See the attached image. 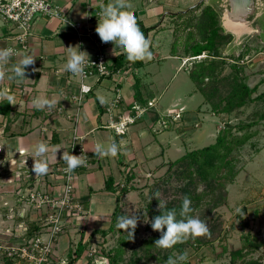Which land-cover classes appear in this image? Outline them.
I'll list each match as a JSON object with an SVG mask.
<instances>
[{"label":"crops","instance_id":"crops-1","mask_svg":"<svg viewBox=\"0 0 264 264\" xmlns=\"http://www.w3.org/2000/svg\"><path fill=\"white\" fill-rule=\"evenodd\" d=\"M49 1L59 5L66 13V18L60 20L56 16L39 15L34 21L32 34L27 41V48L22 47L23 43L18 39L16 26L0 19V46H12L16 49V53L31 51L36 56L34 64L27 66L26 77L28 79L20 82L0 79V93L6 92L14 97L13 102L9 103L5 101L3 95H0V155L13 165L14 163H20L24 158H28L29 161L34 163L32 145L37 141L46 143L49 157L47 173L35 175L32 172V167L24 168L30 172V176L26 178L25 175H22L19 179L21 183L18 181V185L23 190L38 188L40 191L49 193L52 196H60L66 178L57 170V167L65 162L61 160V154L65 150L69 151L71 137L74 133V128L71 127L74 122L69 114L76 110L71 95L78 87V79L71 72L65 70L64 67L67 60V47L80 45L81 50L85 51V57H92L98 51L96 42L89 36H79L75 32L73 24L79 21L83 23L90 21L91 24L96 26L101 5L113 3L114 0ZM197 1L125 0L128 5L125 9L126 12H136L138 18L146 27H155L147 33L150 44L149 50H153L155 53L151 55L150 59L145 58L143 60L144 64L140 67L129 64L120 68L121 72L119 74L103 77L99 80H96L94 76L88 78L92 90L85 95L84 103L80 108L77 132L82 136V143L89 155V162L87 166H82L74 173V192L83 207L77 223L78 226L82 225L84 227L81 232H75L76 234H74L76 228H65L64 232L59 235L54 249V253L58 257L69 250L73 239L75 243L95 241L96 236L101 235L111 226L118 203V190L124 181L127 182V176L129 178L131 175L130 177L133 180H138L142 176L141 171L145 168L146 163L153 161L157 167L155 171L158 172L161 171L160 167L162 165L173 160L165 157V145L170 146L171 143L165 137V132L162 131L163 128L160 124L158 126L155 124L157 122L161 123L163 115L172 110H169V107L159 106L154 95L155 92L152 90L154 80L148 78L151 74V69L148 68L151 67V63H155L156 59L159 58L158 51L161 50V45L154 44V47H152L159 31L165 26H169L167 25L169 18L176 17L179 13L184 15L191 7L198 5ZM200 1L201 4L216 9L218 15H220L221 7L227 3L230 8L228 7L229 9L226 10V18L227 16L237 17L238 24L245 23L242 13H235L231 0ZM252 7L253 3L250 12L247 14L253 12ZM199 9L200 7L197 8L196 15L201 17ZM83 13L88 15L84 16ZM252 15L249 18H254V20L250 19V21L253 20V25H256L262 31L261 37L264 40V10L256 17ZM218 18L220 21V16ZM88 19L90 20L88 21ZM244 25L248 26V24ZM223 26L229 29L225 24ZM253 27L250 26V28ZM113 48L114 45H108L105 49L110 64L114 63L117 56L113 54ZM167 56L174 59L170 63L172 68L175 66L178 69H184L189 75L186 65L187 57L174 55L171 47ZM16 59L17 56L14 55L9 64H0V71L8 73L11 63L15 62ZM111 68L113 69V65ZM142 69L144 72H142ZM116 87L120 88L122 98L114 116H112L107 112V106L116 96ZM199 93L194 88L188 93V98H193ZM38 96L54 99L56 101L55 106H61L62 111L49 115L47 107L44 109L36 108L31 100ZM101 99L104 101L103 104L99 102ZM139 100L148 101L145 106H148L149 101L152 100L154 104L148 106L146 112L130 125L125 133H116L109 126L111 120H117L118 113L130 108L135 102L139 103ZM202 100L203 103L198 106V111L204 110V107L206 109L207 106L209 107L204 97ZM184 106L187 107L185 102L180 107L183 108L182 120L188 110V107L185 110ZM176 111H179V108ZM194 114L195 111H193L192 116ZM168 119L171 124L178 126L179 131L181 130L180 122H173L170 118ZM194 124L198 125L195 122ZM153 127L157 130L154 135H151V128ZM151 138L154 143H151ZM112 142H116L118 145L116 156H95L97 146H107ZM152 145L155 147L154 151L151 149ZM188 150H191V148ZM188 150H185V152ZM158 157L161 160L155 163L154 160ZM8 170V165H6L4 172L0 173V177H13L15 175L14 172L11 173ZM145 173L150 174L151 167H148ZM109 178L113 183L108 182L107 185ZM119 183L120 186H118ZM25 201L23 200L20 204L25 203ZM31 209L33 207L30 206L27 212Z\"/></svg>","mask_w":264,"mask_h":264},{"label":"rangeland","instance_id":"rangeland-1","mask_svg":"<svg viewBox=\"0 0 264 264\" xmlns=\"http://www.w3.org/2000/svg\"><path fill=\"white\" fill-rule=\"evenodd\" d=\"M199 1H197L198 6H193L195 8L193 13L196 14L197 8L200 6L199 11L203 15L204 10L208 6L201 4ZM228 7L229 5L225 3L220 9V15L213 8L217 16H220V26L223 27L226 33L231 34L232 37L228 44L220 46L219 54L225 57V63L224 65H221V63L218 65L215 78L208 79L207 84L211 86L217 80L216 84L221 88L222 93L225 94L229 87L228 81L225 82V80H230L229 75L233 73L232 65L236 63L240 66L237 68L238 76L244 79L250 87L257 85L256 91L253 94V96H256L264 91V40L261 37L262 31L256 25H253L254 18H249V15L253 14L255 17L257 14L260 15L264 10V0H254L253 12L249 15L247 13H244L245 16L242 15L245 22L241 23L242 26L248 24L247 29L244 31L230 27L226 29L223 26L227 20L226 10L230 8ZM185 14L186 16L188 15L186 12ZM185 14L169 18L167 21V25L169 26H165L159 31L152 45V47H154V44L161 45V50L158 51L159 58L156 59L155 63H151V67L148 68L151 69V74L148 78L154 80L152 90L155 92L154 95L160 107H169V110L175 111L184 102L188 107L185 118L179 121L181 123L180 131L178 130V126H174L170 122L167 123L166 127L162 123H155L156 126L160 124L161 128H163L162 131L165 132V137L171 143L170 146L168 144L165 145V157L174 160L183 154L185 150L214 143L217 136L224 129L225 122L227 121H230L233 127L234 125L246 124L253 120L257 121V124L249 128V131H254L255 134L239 151L240 161L237 167H241L240 172L232 183H227L226 191L223 192L225 197L221 201L218 200L219 204L211 208V210H209V207H211L212 202L210 204L205 203L202 207L196 209L193 214L201 220L202 217L205 218L207 232L196 237L188 236L186 239L179 241L183 243L182 252L177 250V248L164 249L156 245L152 246L151 251H149L143 248L142 243L145 238L153 234L154 230H147L145 228L146 222H143L140 231L127 246L123 262L125 264H166L167 259H163L166 254L171 253L175 257L186 252L187 258L181 264H230L229 252L242 247L246 243L247 237H252L251 240L255 239L257 242H261V244L257 248L247 249L244 256L238 258L235 264H241V261L250 259H259L261 262H264V120L259 119V112L264 109V102L257 100L248 103L241 108H237L230 115L214 114L208 110V106L207 109L204 107V110H197L198 106L203 103V95L199 93L193 96V98H188V93L195 88L194 82L186 73V70L178 69L175 66L172 68L170 63L174 59L167 56L172 41L177 39L178 35H187V33L195 30L194 27L185 30L183 24ZM208 15H210V11H206V19ZM250 19L253 20L250 21ZM249 25L254 27L250 28ZM153 53L155 52L153 51ZM215 58L217 57L211 54L206 59L213 61ZM142 72H144L143 69ZM187 107L184 106V109L186 110ZM193 111H195L194 116H192ZM194 122L198 123V125L194 124ZM73 126L71 124V127ZM236 129L234 128V130ZM156 130L155 127L151 128V135H154ZM151 143H154L152 138ZM151 149L154 151L155 147L152 145ZM3 154L6 155L5 152ZM159 158L154 160L155 163L161 160ZM11 166H13L12 163ZM148 167H151L150 174H148L149 172L145 173ZM156 168L153 161L146 163L145 168L141 171L142 176L140 179L133 180V184L135 185H133L131 192L124 197L123 202L124 211L127 212L128 216L136 215L144 209L147 202L153 199V194L151 193V197L149 195L150 191L155 188H159V198L165 204L177 198L175 190L177 186L182 184V181L173 177L168 183H163L162 181L167 178L162 176V172L165 169L156 172ZM19 179L20 177L18 178L17 175L13 177H0V264H6L8 258L12 259L13 262L11 264H34L25 256H20L17 248L23 247L25 242L31 238L27 237L26 234L30 228L29 226L32 223L41 225L39 224V221L42 223L40 215L44 217L48 213V207L45 203L41 204L40 208H37L32 204L31 200L32 203L25 199L29 191H39V189L23 190L18 185V181L21 183ZM10 185L11 187H9ZM165 189L167 190L165 191ZM219 192L217 191L216 193ZM23 200H26L25 203L20 204ZM156 201L154 207L158 208L159 200L156 198ZM30 206L33 209L27 212ZM243 208L245 209L243 210ZM69 221L71 222L68 224V227L77 229L74 231V234L83 230L84 226H78V219L76 217ZM202 221L204 222V220ZM65 228H63L62 232H59V235L64 232ZM47 233L48 228H46L44 238L49 236ZM118 237V235L112 236L108 234L104 245L114 247L118 244ZM96 240L94 242L101 245L103 243L102 234L96 236ZM73 241L74 239L71 241L70 249H75L77 246V243ZM56 243L57 240L53 242L54 246ZM247 245L245 247L249 248V244ZM9 251H11V254ZM67 251L60 257L54 253L51 257L52 264H63L62 260L67 262L69 259L66 258ZM86 252L87 245L83 253L84 255L81 256L79 262L77 261L76 264H82V262L86 261V257L89 256ZM106 260L104 259V261Z\"/></svg>","mask_w":264,"mask_h":264},{"label":"trees","instance_id":"trees-1","mask_svg":"<svg viewBox=\"0 0 264 264\" xmlns=\"http://www.w3.org/2000/svg\"><path fill=\"white\" fill-rule=\"evenodd\" d=\"M194 7H191L188 12H186L188 15L186 16L185 14L183 24L185 30L192 27H194L195 30L189 33L186 32L187 35H178L177 39L172 42L171 51L174 55L188 58L186 63L187 70L191 80H193L195 84V91H199L203 95L205 102L209 105L210 112L214 114L230 115L234 110L241 108L248 103L257 100L264 102V91L253 96L257 85L250 87L244 79L238 76L237 68L240 66L236 63H233L232 65L233 73L229 75L230 80H225V82L228 81L229 83L228 91H226L225 94L222 93L221 88L216 84L217 80L211 84V86H208V79L212 77L215 78L214 76L218 69L217 67H219L218 65L220 63L221 65H224L225 63V57L219 54V48L221 45L228 44L231 41L232 35L226 33L223 27L220 26L219 16H217L216 11L213 8L207 7L204 10V17L202 14H200L201 17H198L193 13V10L195 9ZM206 11H210V15H208L207 19L205 18ZM129 14L136 17L138 26L147 38V33L155 27H146L138 18L136 12H129ZM179 15L181 14L179 13L177 16ZM178 37L182 39L180 40ZM202 54L205 55L199 58L198 56ZM211 54L217 57L213 61L206 59L209 58ZM129 64L140 67L144 62L143 60L129 61L126 58V55H117L112 64L113 70L116 71ZM147 102L148 101L145 100H139L141 105H146ZM259 119L264 120V109L259 112ZM255 124H257V121L253 120L246 124L238 126L234 125L233 127L230 121H227L225 122L224 129L217 136L214 143L188 150L177 159L167 161L162 165L160 167L161 171L165 169V171L162 172V176H164V178L167 177L165 179L163 178V183H168L173 177L182 181V184L177 186L175 190L177 198H174L173 201L165 204V208H174L176 209L177 214H179L185 196L190 199L191 207L193 209V212L189 215H193L196 209L202 207L205 203L210 204V202H212L209 210L216 207L219 204L218 200L221 201L225 197L223 192L226 191L227 183H232L240 172L241 167H237L238 162L240 161L239 151L255 134L254 131H249V128ZM234 128L237 129L234 130ZM130 176L129 178L127 176V182L124 181L121 186L119 183L118 186H120V189L117 194L118 203L113 214L111 226L106 231L102 232L103 243L100 245L99 254L103 255L107 261H104L101 264H125L123 262V256L126 253V248L140 231L142 223L147 220L150 221L154 216L161 214V210L154 207V204L157 201L156 198L153 197L152 200L150 199L147 202L144 209L136 214L139 216V219L132 239H129L125 230L118 227V218L121 216H128L127 212L124 211L123 202L125 195L129 193L133 189V185H135ZM108 182H111V178L107 180V185ZM111 183H113V181ZM166 190L167 189H165V191ZM217 191L220 192L216 193ZM157 192H159V188L150 191L149 196L151 197V193L154 194ZM244 209L245 208H243V210ZM177 218H180L179 215H177ZM202 220L207 224L205 218L202 217ZM29 227L30 228L26 232L27 237L29 238L35 235L42 236L46 232L43 225L32 223ZM145 228L150 231L153 230L150 222L145 223ZM108 234L119 236L117 239L118 244L114 247H107L104 245L105 238ZM160 236L161 232L154 230L153 234L143 240V248L151 251L152 246L155 245V240L159 239ZM251 238L252 237H247L245 240L246 243L242 247L229 252L230 264H235L238 258L243 257L247 252V249L257 248L261 244V242H257L255 239L251 240ZM247 244H249V248L245 247L248 246ZM182 245L183 243L177 242L173 248H177V250L182 252ZM85 249L86 244L82 242L77 243L75 249L69 248L66 253V258L69 259L64 264H76L77 261L79 262L81 256L84 255L83 253L85 252ZM169 256H172L171 253L166 254L163 259L166 260ZM12 262V259L8 258L6 264H11ZM82 264H95L94 257L87 256L86 261L84 263L82 262ZM241 264H264V262H261L259 259H250L241 261Z\"/></svg>","mask_w":264,"mask_h":264},{"label":"built area","instance_id":"built-area-1","mask_svg":"<svg viewBox=\"0 0 264 264\" xmlns=\"http://www.w3.org/2000/svg\"><path fill=\"white\" fill-rule=\"evenodd\" d=\"M41 14L56 16L60 20H65L66 18V13L60 8V6L49 0H0V19L16 26L18 30V39L23 43V48H27V41L32 34L34 21ZM89 20L90 19H88V21ZM73 27L79 36L86 35L91 37L98 46V51L94 56L85 57L87 63L84 71L78 75L73 74V76L78 79V87L71 95V99L76 110L69 114V117L74 122V133L71 137L69 151L74 157H81L82 165L87 166L89 162V155L86 153L85 147L82 143V136L77 132V122L80 108L85 100V95L92 90V85L88 83V78L94 76L96 77V80H99L103 77L119 74L121 69L114 71L111 68L112 64L108 61L105 51L108 45H104L100 41L98 34L95 31L96 26L91 24L90 21L85 23L79 21L74 23ZM13 51L16 52V49L13 48ZM204 55L205 54H202L198 57L201 58ZM116 91L117 93L115 98L107 106V112L112 116H114L116 108L122 98L120 88L116 87ZM153 104V101H149L148 106H152ZM148 106L141 105L137 102L133 103L130 108L118 113V119H112L109 126L112 127L118 134L125 133L129 126L135 123V121L146 112ZM61 111V106H55L54 108L48 109L47 112L51 115L57 114ZM182 112L183 108H179V111L175 110L165 113L161 121L162 125L164 127L167 126V123L169 122L168 118H170L173 122H179ZM8 162L9 161H7L5 157L0 155V173H3L4 167L8 165V171L11 173L14 172L18 178L21 177V175H25L26 178L30 176V172L24 169H28L29 166H33V162L29 161L28 158H24V160L20 163H14L13 166H11V163ZM66 168V162L58 165L57 167V170H59L66 178L62 195L52 196L44 191L31 190L27 193V198H25L29 202L32 201L33 203H31L37 208H40L39 206L43 203H45L48 207V213L44 217L43 215H40L42 223L39 221V224L45 227V231L46 228H48L47 234L49 236L44 238L41 235H35L31 237L32 239L30 238L29 241L25 242L23 247L20 246L17 248V252L20 256H25L34 264H52L51 257L54 254L55 249L53 242L58 239L59 232H62L63 228L69 226L68 224L71 222L69 220L75 217L79 219L83 210L82 204L74 192V173L69 174L66 171ZM84 243L87 245V255L93 256L96 264L104 262V259L106 258L99 254L100 245L97 242L86 241ZM9 253L11 254V251H9ZM65 262L66 261L62 260L63 264Z\"/></svg>","mask_w":264,"mask_h":264},{"label":"clouds","instance_id":"clouds-1","mask_svg":"<svg viewBox=\"0 0 264 264\" xmlns=\"http://www.w3.org/2000/svg\"><path fill=\"white\" fill-rule=\"evenodd\" d=\"M127 7L125 0H114L113 3L102 4L95 31L102 44L114 45V55L124 54L129 61L150 59L152 53L149 50V40L138 26L136 17L125 11ZM83 15L87 16L88 14L83 13ZM14 55L17 56V59L11 63L8 73L0 71V79L16 80L17 82L28 79L26 77L27 66L34 64L35 54L31 51L16 53L13 51L12 46H0V64H9ZM86 63L85 51L81 50L80 45L67 47L65 70L78 75L84 71ZM0 95H3L5 101L9 103L14 100V97L6 92L0 93ZM99 102L104 103L102 99ZM31 103L38 109H44L45 107L51 109L55 106L56 101L38 96L31 100ZM117 152L118 145L116 142H112L107 146H97L94 154L95 156H116ZM32 153V158H34L32 172L35 175L47 173L48 145L42 141H37L32 145ZM61 160L66 162V171L69 174L75 173L83 166L81 157L76 158L67 150L61 154ZM153 196L159 200L158 208L161 210V214L154 216L150 221H145L150 222L153 230L161 232L160 238L155 240L156 246L164 249L172 248L177 242L186 239L188 236L196 237L207 232L206 224L201 219L189 215L193 212V209L187 196L182 201L179 214L174 208H165V202L159 198V192L154 193ZM177 215L180 218H177ZM138 219V215L118 218V227L126 231L129 239L133 238ZM186 258V252L175 257L169 256L166 264H181Z\"/></svg>","mask_w":264,"mask_h":264},{"label":"water","instance_id":"water-1","mask_svg":"<svg viewBox=\"0 0 264 264\" xmlns=\"http://www.w3.org/2000/svg\"><path fill=\"white\" fill-rule=\"evenodd\" d=\"M231 3L233 5V8H234L235 13L241 12L242 15H244V13L250 12V10H251V4L253 3V0H233V1L231 0ZM238 5H241L240 6L241 8L239 9L240 11L238 10Z\"/></svg>","mask_w":264,"mask_h":264},{"label":"bare ground","instance_id":"bare-ground-1","mask_svg":"<svg viewBox=\"0 0 264 264\" xmlns=\"http://www.w3.org/2000/svg\"><path fill=\"white\" fill-rule=\"evenodd\" d=\"M241 5H238V10L241 8L240 7ZM237 10V9H236ZM240 11V10H239ZM238 19H237V17H228L227 16V20L225 21V25L227 26V27H230V28H235V29H239V31L240 30H242V31H244L245 29H247V26H242L241 24H238ZM238 32V31H237Z\"/></svg>","mask_w":264,"mask_h":264},{"label":"flooded vegetation","instance_id":"flooded-vegetation-1","mask_svg":"<svg viewBox=\"0 0 264 264\" xmlns=\"http://www.w3.org/2000/svg\"><path fill=\"white\" fill-rule=\"evenodd\" d=\"M233 1V0H232ZM251 14V13H250ZM249 15V14H248ZM251 15H249V17H250Z\"/></svg>","mask_w":264,"mask_h":264}]
</instances>
